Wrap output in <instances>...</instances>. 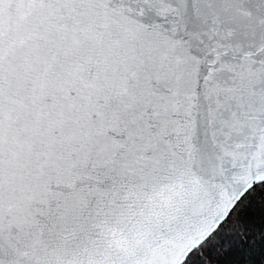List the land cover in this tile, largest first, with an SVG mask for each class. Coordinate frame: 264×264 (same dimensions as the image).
Here are the masks:
<instances>
[{
	"label": "snow or ice",
	"instance_id": "snow-or-ice-1",
	"mask_svg": "<svg viewBox=\"0 0 264 264\" xmlns=\"http://www.w3.org/2000/svg\"><path fill=\"white\" fill-rule=\"evenodd\" d=\"M254 203L264 0H0V264H204Z\"/></svg>",
	"mask_w": 264,
	"mask_h": 264
},
{
	"label": "trees",
	"instance_id": "trees-1",
	"mask_svg": "<svg viewBox=\"0 0 264 264\" xmlns=\"http://www.w3.org/2000/svg\"><path fill=\"white\" fill-rule=\"evenodd\" d=\"M248 235L230 234L229 240L209 247L204 264H264V207L254 203L245 210Z\"/></svg>",
	"mask_w": 264,
	"mask_h": 264
}]
</instances>
